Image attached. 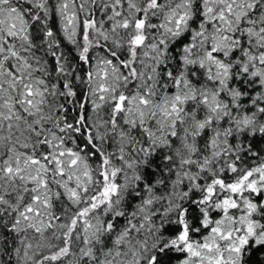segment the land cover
<instances>
[{
  "label": "snow or ice",
  "instance_id": "snow-or-ice-1",
  "mask_svg": "<svg viewBox=\"0 0 264 264\" xmlns=\"http://www.w3.org/2000/svg\"><path fill=\"white\" fill-rule=\"evenodd\" d=\"M0 264H264V0H0Z\"/></svg>",
  "mask_w": 264,
  "mask_h": 264
}]
</instances>
